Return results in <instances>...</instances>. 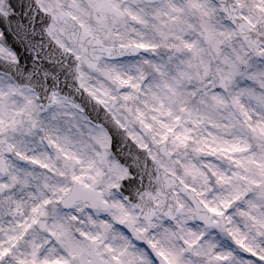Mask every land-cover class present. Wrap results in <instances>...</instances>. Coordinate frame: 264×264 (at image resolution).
I'll list each match as a JSON object with an SVG mask.
<instances>
[{
    "label": "snow or ice",
    "instance_id": "snow-or-ice-1",
    "mask_svg": "<svg viewBox=\"0 0 264 264\" xmlns=\"http://www.w3.org/2000/svg\"><path fill=\"white\" fill-rule=\"evenodd\" d=\"M57 31L69 53L118 40L127 62L105 75L147 86L152 122L137 118L172 145L147 179L105 154L100 189L78 157L57 171L24 147ZM0 264H264V0H0Z\"/></svg>",
    "mask_w": 264,
    "mask_h": 264
},
{
    "label": "clouds",
    "instance_id": "clouds-1",
    "mask_svg": "<svg viewBox=\"0 0 264 264\" xmlns=\"http://www.w3.org/2000/svg\"><path fill=\"white\" fill-rule=\"evenodd\" d=\"M64 2L71 7L72 0ZM80 2L87 6V0ZM57 41L73 49L80 48V42L69 39L67 32L57 31L52 38L42 37L41 57L50 64L49 72L55 78L54 87L47 81L40 84L39 107L33 117L35 126L30 136L20 138L24 147L36 148L34 155L54 165L57 171L65 167L64 152L78 157V163L75 160L70 162L75 173L85 174L86 179L87 176L94 177L100 189L113 180L102 159L105 154L108 161H124L137 176L150 177L156 170V162L167 163L171 159L165 148L172 150V145L170 141L167 145L157 143L156 127L149 131L137 118L139 110L145 113L149 123L152 122V98L147 86L144 90L133 91L105 75L114 65L127 62L119 58V41L105 40L102 46L89 41L83 45L86 52L72 53L60 47ZM107 47L114 48L111 57L102 50ZM161 52L166 54L164 49ZM89 61L95 67H90ZM53 92L60 98V103L51 101ZM129 93L134 98L125 100L124 96ZM97 135L105 136V147L97 143ZM112 136L116 138L114 150L109 143ZM57 145L63 151H58ZM187 152L192 155L191 148ZM154 156L156 162L153 161ZM57 181L67 182V178L56 175L52 182Z\"/></svg>",
    "mask_w": 264,
    "mask_h": 264
}]
</instances>
